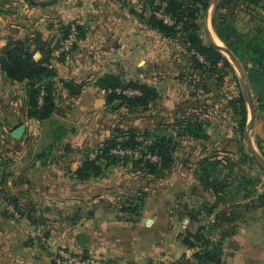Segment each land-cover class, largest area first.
I'll use <instances>...</instances> for the list:
<instances>
[{
    "label": "crops",
    "instance_id": "crops-1",
    "mask_svg": "<svg viewBox=\"0 0 264 264\" xmlns=\"http://www.w3.org/2000/svg\"><path fill=\"white\" fill-rule=\"evenodd\" d=\"M127 2L63 0L37 7L24 0H0V58L11 39L34 31L52 40L62 24L85 30L75 49L52 54L56 108L45 120L29 117V82H11L0 62V264H55L51 255L56 247L99 256L108 264H176L191 250L185 236L194 220L181 199L182 176L155 187L147 168L120 161L102 164L98 176L78 174L109 139L110 106L92 95L91 88H98L95 77L119 71L116 63L133 66L136 39L143 41L141 52L148 58L140 62L151 76L150 57L161 48L153 41L162 35L144 26ZM255 9L258 15L250 19L264 23V0ZM66 83L81 91L71 92ZM254 108L252 142L264 161V111ZM21 125L25 131L16 138L13 133ZM6 202L20 217L9 212ZM237 239L241 246L248 242Z\"/></svg>",
    "mask_w": 264,
    "mask_h": 264
},
{
    "label": "rangeland",
    "instance_id": "rangeland-1",
    "mask_svg": "<svg viewBox=\"0 0 264 264\" xmlns=\"http://www.w3.org/2000/svg\"><path fill=\"white\" fill-rule=\"evenodd\" d=\"M127 1L125 0L126 3ZM139 1L145 2V0ZM24 2L32 6L28 0ZM240 2L242 7V0H209L206 11L199 6L198 14L195 10L198 6H192L184 12L186 17L178 22L177 18L166 10L168 0H155L153 7H157L156 9L147 5L150 12L146 17H142L134 6L131 12L147 28H150L147 23L153 14L165 24L177 25L178 33L174 37H165L158 30L151 28L162 35L161 39L153 41L157 49L161 47L159 49L161 54L159 56L157 51L156 56L150 57L152 59L151 76L144 74L143 69L146 65L140 62L148 58L141 52L144 47L142 39L135 41L137 54L133 57L134 62H130L133 66H119L116 63L114 68L119 71L112 70L114 74H107L118 79L120 87L117 92L123 94L121 97L125 98L114 97L117 100L109 104L106 118L110 120H108L110 127L109 139L106 143L127 141V134L134 132L137 140L143 143L140 148L144 147L149 154L150 147L158 143L163 136L175 137L171 144L174 149L173 155L176 157L175 165L170 171H166L160 170V165L152 164L153 170H157V173L153 174L152 184L160 187L159 185L164 183L165 179L171 177L182 176L185 180L181 199L185 210H189L194 220L192 231L185 236V242L191 249L183 259L187 264H264V244H260L264 241V206L259 198L264 193V171L250 151L247 126L241 130L238 118H234L235 109L240 106L237 99L241 92L246 99L253 101L255 107L258 106L255 91L258 83L249 78V69L251 70L254 66L247 46L252 39L260 40L264 37V23L255 24L250 19L258 15L256 6H252L247 15L245 8H240ZM189 11L196 12L194 18H191ZM155 12L161 13L164 18H159ZM221 15H224L226 21L234 23L244 38L239 40L237 39L239 33L233 36L228 31V36L234 45L229 46L221 40L224 48L233 54L236 61H233L226 52L218 49L231 62L234 72L222 64L216 72H212L211 63L199 52V46L195 48L194 44L188 41V32L192 34L196 31L204 45H213L207 26L208 24L212 26L213 32L218 36L213 21ZM166 18L173 22L166 21ZM70 24L71 22L63 24L62 28L67 29V25ZM187 26L188 32L185 31ZM54 35V43H57L62 39L63 34L62 31H58ZM141 35L139 33L138 37L140 38ZM63 42L64 40L61 41L59 49H62ZM145 45L147 49L148 45ZM151 46L155 47L153 44ZM195 60L209 67L208 72L201 69ZM157 62L160 63L157 65ZM102 77H95L94 84L98 88L92 87L90 91L96 98L101 96L103 99H108L110 91L100 86ZM221 78H223L222 82L218 80ZM54 82L55 77L37 83L38 101L46 95L48 85L52 88V92L57 94ZM132 84H137L138 87L135 88L131 86ZM142 85L155 87L159 93V96L151 100L147 107L132 105L129 101L123 100L140 97L143 94L140 88ZM247 109L250 118L249 103H247ZM192 119H198V123L203 125L202 134L200 136L179 135L176 129L179 130L182 124L186 129L187 123ZM249 121L250 119L248 123ZM251 141H254L252 133ZM252 143L256 149V144ZM227 146H229L228 149ZM111 154L115 155L113 152ZM146 155L141 158L145 161L150 160ZM116 156L117 161L126 163H137L141 159L131 155ZM215 157L226 162H220L215 174L226 186L221 192L222 199L211 213V207L217 200L211 193V189L201 183L199 175L202 174L204 166H207L214 175V169L208 163L215 160ZM245 158H247L246 161ZM150 162L158 164L156 161L150 160ZM176 165L182 168L176 169ZM242 175L250 178L242 180ZM222 212L229 219L223 218ZM237 238L248 240V242L241 246ZM211 250L213 251L212 263L197 260L195 255H204L205 251L211 253Z\"/></svg>",
    "mask_w": 264,
    "mask_h": 264
},
{
    "label": "trees",
    "instance_id": "trees-1",
    "mask_svg": "<svg viewBox=\"0 0 264 264\" xmlns=\"http://www.w3.org/2000/svg\"><path fill=\"white\" fill-rule=\"evenodd\" d=\"M240 1V0H236ZM242 7L245 8V12L249 10V6H259L261 0H242ZM149 7L152 6L153 9H156L157 7H153L155 0H145L144 2ZM226 4V1H225ZM192 6H198L196 12H198L199 6L203 8L204 11L209 7V0H168V4L166 7V10L177 18V22L181 21L186 15H184V12H186L188 9H190ZM241 2H240V8ZM200 11V10H199ZM195 11H189V15H191V18H194V15L196 14ZM199 14V12H198ZM224 14V13H223ZM225 15V14H224ZM224 15L219 16L218 18H214L213 25L217 31V34L219 38L227 43V45L232 46L234 45L232 39H230L229 32L233 34V36L238 32V29L236 28L235 24L226 21ZM142 17H146L143 14H141ZM226 16V15H225ZM149 22L147 23L148 26L152 29L158 30L160 33H162L165 37H174L177 35V25H168L165 24L162 20L158 19L153 14L149 17ZM188 24V23H187ZM229 24V26H228ZM71 25H67V29L64 30L61 27L58 29V31H62V39L58 41L57 43H54V40H45L42 36V34L38 31L31 32L29 36H27L24 39H11L7 46L3 49L0 62L1 67L6 74L7 78L11 82H23L28 81L29 83V107H28V115L30 118H35L39 120H45L49 118L55 108V94L52 92V88L50 85L47 87L46 95L43 97V101L40 104L37 96L39 94L38 91V84L39 82H42L46 79L51 80L56 76L55 69L51 66V58L52 54L55 50L61 48V41L65 40L71 30ZM77 25V24H76ZM196 25V24H195ZM194 25V26H195ZM78 29V39L77 41L83 39L85 37V30L77 25ZM185 31H189L188 26L185 27ZM229 31V32H228ZM244 34V33H243ZM244 39L243 35L239 33L237 36V39ZM253 38V37H252ZM251 38V39H252ZM188 41L193 43L195 48L196 46H199V52L211 63V71L216 72L217 68L222 64L224 67L229 68L232 72H234L233 66L231 62L225 57L217 47L214 45H204L198 36V34L190 33L188 32ZM77 43L73 45V48H76ZM263 44V45H261ZM247 49L250 52L251 61L253 62V68L249 69V78L251 81L255 80L258 84L255 88V91L257 93V101L258 106L257 109H261L264 111V37H261L260 40L252 39L249 43V46H247ZM40 53L41 58L36 59L35 54ZM234 52V50H233ZM235 53V52H234ZM196 64L203 70H207L208 68L206 65L201 64L199 60H195ZM220 82L223 81V78L218 79ZM116 77L113 75H106L100 79V86L104 90L110 91L109 97L107 100L108 104L113 103L115 100L114 97H121L123 94L118 93L117 89L120 87V83ZM52 82V81H51ZM53 85V84H52ZM133 87H138L137 84H132ZM141 90L143 91V94L140 97H135L134 99H123L125 101H129L132 105H139L147 107L151 100H155L154 98L159 96L158 91L155 89V87L149 86V85H142ZM113 91V92H111ZM119 97V98H120ZM121 98H125L124 96ZM240 106L235 109L234 118H238L239 121V128L241 130H244L245 127L248 124V110H247V99L243 92L239 94V99H237ZM193 120V121H192ZM187 123V128L185 129L184 125L182 124L179 129V135L185 136L188 135H195L200 136L203 132V125L198 123V119H192ZM175 137H167L163 136L160 138L159 142L154 144L152 147H150V151L152 154H155L159 156L160 161L158 164L150 162V160H143V158L140 159L136 164H140L147 168V170L153 175L154 173H157L156 169L153 170V165H160L161 169H164L166 171H170L174 165H175V156L173 155V148L171 147V144L173 143ZM143 143L141 144L140 141L137 140L136 135L134 132H130L127 134V141L124 142H114V143H106L104 148L102 149V153L98 155L95 159H88L83 167L79 169L78 174L80 176L89 177L91 175H100L103 171L102 164H114L117 161V156L111 154L112 150L118 146L126 149H139ZM245 156V155H244ZM212 159V158H211ZM247 158H245L246 161ZM142 160V161H141ZM229 159H227L228 161ZM99 161L103 162L100 163ZM143 162V163H141ZM220 162H225V160H220L219 157H215V160L213 159L211 161V167L214 169V175L211 174V170L207 168V166L203 167L202 174L200 176V181L202 184H204L208 189H211V193H213L216 197V203L212 205L211 207V213L217 208L218 202L222 199L221 192L224 191L225 183L221 181V179L218 176H215L217 173V169L219 167ZM145 163V164H144ZM241 177L242 180H248L250 177L244 176ZM249 197V196H248ZM260 200L262 201V205L264 206V193L260 195ZM11 202V199H9ZM251 207V205H248ZM223 218L229 219L225 213H221ZM191 247L193 245H190ZM209 251H205L204 255H195L197 257V260L202 261L206 260L207 262L211 263L212 260V253ZM184 259V258H183ZM181 259L176 264H187L186 261H183Z\"/></svg>",
    "mask_w": 264,
    "mask_h": 264
},
{
    "label": "built area",
    "instance_id": "built-area-1",
    "mask_svg": "<svg viewBox=\"0 0 264 264\" xmlns=\"http://www.w3.org/2000/svg\"><path fill=\"white\" fill-rule=\"evenodd\" d=\"M130 3H132L137 11L144 16H147V13L150 12L148 10L147 5L144 2H140L139 0H128ZM155 14L161 18L164 16L161 13L155 12ZM166 21L173 22L171 19H167ZM78 39V29L76 24L71 25V30L68 35V37L63 42L62 51H69L73 45L77 42ZM43 99L39 100V103L41 104ZM112 152L115 155H131L137 158L145 157V155L148 153L147 150L143 148L139 149H126L122 148L120 146L114 148ZM146 157H148L152 161L159 162V157L156 155H152L151 153L147 154ZM1 199V197H0ZM6 208L16 217H20V212L17 208L10 202H6ZM51 259L55 264H108L102 257L94 256V255H81L73 252L71 249H68L66 247H56L52 251Z\"/></svg>",
    "mask_w": 264,
    "mask_h": 264
},
{
    "label": "water",
    "instance_id": "water-1",
    "mask_svg": "<svg viewBox=\"0 0 264 264\" xmlns=\"http://www.w3.org/2000/svg\"><path fill=\"white\" fill-rule=\"evenodd\" d=\"M32 5L37 6V7H48V6H52L55 5L63 0H28ZM209 14V12H208ZM213 43V41H212ZM213 45L215 47H217L218 49L226 52L233 61H236L235 57L233 56V54L224 47H220L218 45H216L215 43H213ZM66 87L73 93H79L81 91L80 87H78L77 85L73 84V83H66ZM248 91V90H247ZM247 103H249L250 106V110H251V119L247 125V137L249 140V147H250V151L252 153L253 158L255 159V161L257 162V164L259 165V167L264 171V161L262 160L261 156L259 155L258 151L255 149L252 141H251V133H252V129L254 126V120H255V108L253 105V101L251 99H247ZM25 131V126L21 125L19 126L15 131H14V136L16 138L21 137V135L23 134V132Z\"/></svg>",
    "mask_w": 264,
    "mask_h": 264
},
{
    "label": "bare ground",
    "instance_id": "bare-ground-1",
    "mask_svg": "<svg viewBox=\"0 0 264 264\" xmlns=\"http://www.w3.org/2000/svg\"><path fill=\"white\" fill-rule=\"evenodd\" d=\"M209 29H210V32L212 33V35H211V33L209 32V34H210V39L213 41V43H215L216 45H218V46H220V47H224V46H223V43L221 42V40H220V39L218 38V36L213 32L211 26H209ZM208 31H209V30H208Z\"/></svg>",
    "mask_w": 264,
    "mask_h": 264
}]
</instances>
